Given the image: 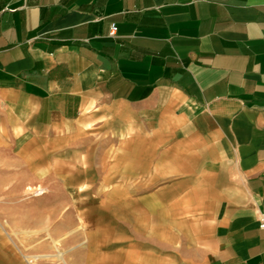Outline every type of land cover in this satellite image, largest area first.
<instances>
[{"label":"crops","instance_id":"1","mask_svg":"<svg viewBox=\"0 0 264 264\" xmlns=\"http://www.w3.org/2000/svg\"><path fill=\"white\" fill-rule=\"evenodd\" d=\"M262 216L264 0H0V264H264Z\"/></svg>","mask_w":264,"mask_h":264},{"label":"built area","instance_id":"2","mask_svg":"<svg viewBox=\"0 0 264 264\" xmlns=\"http://www.w3.org/2000/svg\"><path fill=\"white\" fill-rule=\"evenodd\" d=\"M117 30H118L117 26L112 25L110 37L114 38L117 34ZM259 229L264 231V216H262L261 219L259 220Z\"/></svg>","mask_w":264,"mask_h":264},{"label":"rangeland","instance_id":"3","mask_svg":"<svg viewBox=\"0 0 264 264\" xmlns=\"http://www.w3.org/2000/svg\"><path fill=\"white\" fill-rule=\"evenodd\" d=\"M0 232L4 235V231L0 228Z\"/></svg>","mask_w":264,"mask_h":264}]
</instances>
